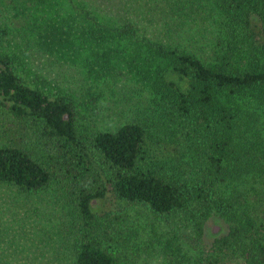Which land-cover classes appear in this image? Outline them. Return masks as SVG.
I'll return each instance as SVG.
<instances>
[{"label": "trees", "instance_id": "obj_1", "mask_svg": "<svg viewBox=\"0 0 264 264\" xmlns=\"http://www.w3.org/2000/svg\"><path fill=\"white\" fill-rule=\"evenodd\" d=\"M45 1L34 0L33 5ZM69 2L82 15L70 31L81 42L93 43L96 53L99 46L110 48L121 41L136 47L146 42L153 49L162 63L155 70L154 94L175 128L169 141L182 139L194 149L182 148L178 156L161 159L155 151L150 153L152 141L145 126L133 121L115 130L94 131L83 141L71 102L23 81L13 58L0 52V113L19 120L39 119L43 137L66 145L70 164L65 168V199L75 219L73 264H119L107 243L112 237L103 229V223L115 228L116 216L91 210L92 202L100 198L140 205L161 216L183 211L198 230L203 220L217 215L228 230L214 239V249L234 251L244 264H264V202L254 207L239 191L233 188L228 193L225 186L242 173H255L264 183V127L251 129L241 115L244 105L264 104V0ZM201 18H209L218 28L211 57L151 41L143 34L148 26L159 24L170 36L182 35L185 31H176L177 25ZM42 24L50 27L54 41H63L55 16ZM241 60L249 61L239 66ZM165 140L157 139L154 146L169 147ZM48 180L49 172L26 149L0 146V183L33 192Z\"/></svg>", "mask_w": 264, "mask_h": 264}, {"label": "rangeland", "instance_id": "obj_2", "mask_svg": "<svg viewBox=\"0 0 264 264\" xmlns=\"http://www.w3.org/2000/svg\"><path fill=\"white\" fill-rule=\"evenodd\" d=\"M33 2L0 0V52L13 58L23 81L71 102L83 141L94 131L115 130L133 121L143 124L149 133L151 154L155 151L162 159V155L178 156L182 148L194 152L182 139L169 141L175 128L153 90L155 70L162 63L146 42L141 47L127 41L111 44L110 48L104 44L96 53L93 43L81 42L70 31L82 19L75 3L46 0L38 6ZM51 16H55L62 42L51 38L49 26L40 27L41 21ZM176 27V31L183 29L185 33L170 36L165 25L158 24L156 28L148 26L149 32L146 29L143 34L151 41L180 45L203 57L213 56L218 28L209 18L192 19ZM240 63L246 65L243 60ZM241 115L251 129L264 127V104L244 105ZM42 126L39 119L19 120L0 113V146L23 147L49 172L47 184L33 192L0 183V264L74 263L71 239L75 219L65 199L69 155L63 141L41 135ZM261 135L264 137V129ZM157 139H166L169 147L163 143L154 146ZM226 183L228 193L236 189L254 207L264 202V183L255 173H242ZM91 210L110 214L112 219L116 216V227L103 223V229L112 237L107 243L115 249L119 264H244L234 251L214 249V239L228 230L217 215L203 220L198 230L192 216L183 211L161 216L140 205L103 198L94 200Z\"/></svg>", "mask_w": 264, "mask_h": 264}]
</instances>
